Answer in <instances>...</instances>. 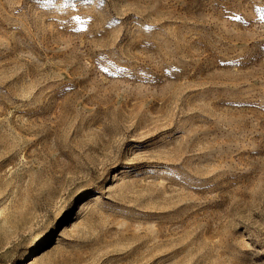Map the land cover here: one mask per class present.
<instances>
[{"label": "rangeland", "instance_id": "374dc122", "mask_svg": "<svg viewBox=\"0 0 264 264\" xmlns=\"http://www.w3.org/2000/svg\"><path fill=\"white\" fill-rule=\"evenodd\" d=\"M0 264H264V0H0Z\"/></svg>", "mask_w": 264, "mask_h": 264}]
</instances>
